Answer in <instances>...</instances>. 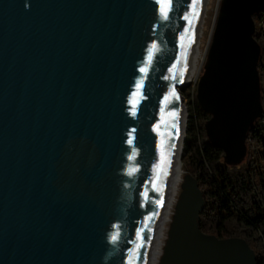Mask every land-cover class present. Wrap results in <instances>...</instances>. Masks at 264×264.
Here are the masks:
<instances>
[{"label":"water","instance_id":"95a60500","mask_svg":"<svg viewBox=\"0 0 264 264\" xmlns=\"http://www.w3.org/2000/svg\"><path fill=\"white\" fill-rule=\"evenodd\" d=\"M202 4L0 0V264H145ZM263 9L221 0L196 84L206 137L232 163L263 117ZM187 182L161 264H257L245 240L198 230L203 198Z\"/></svg>","mask_w":264,"mask_h":264},{"label":"trees","instance_id":"16d2710c","mask_svg":"<svg viewBox=\"0 0 264 264\" xmlns=\"http://www.w3.org/2000/svg\"><path fill=\"white\" fill-rule=\"evenodd\" d=\"M253 20V37L260 46L257 71L264 103V9L254 14ZM195 90L187 100L181 162L203 198L196 226L203 234L220 239L245 240L257 264H264V125L259 118L249 128L240 162L226 160L223 151L206 137L204 124L210 115L198 105Z\"/></svg>","mask_w":264,"mask_h":264},{"label":"bare ground","instance_id":"6f19581e","mask_svg":"<svg viewBox=\"0 0 264 264\" xmlns=\"http://www.w3.org/2000/svg\"><path fill=\"white\" fill-rule=\"evenodd\" d=\"M205 0H203V4L201 6L189 58L187 60L186 66L184 71L181 74L179 79V85L182 86L183 84L191 81L196 73H197V56H198V37L200 32V26L203 18V7H204ZM185 117L184 114L181 116L180 123H179V134H178V143L175 152V159L173 161V165L170 169V177L168 182L166 183L164 194L162 198V203L160 205V210L157 218L156 227L154 229L153 238L150 242L147 257L145 259V264H156L157 258L160 254V245H161V236H162V229L169 218L171 213L172 206L175 202L176 193L178 186L182 180L183 176V167L181 163V151H182V144L184 139V121Z\"/></svg>","mask_w":264,"mask_h":264},{"label":"rangeland","instance_id":"374dc122","mask_svg":"<svg viewBox=\"0 0 264 264\" xmlns=\"http://www.w3.org/2000/svg\"><path fill=\"white\" fill-rule=\"evenodd\" d=\"M220 3H221V0H205V3H204L203 18H202L201 26L199 27L200 32H199L198 43H197V46H198L197 73L191 81L183 84V86L180 89V94L182 96L183 104L185 105V108H186V113H187V108H188L187 100L190 98L192 92H194V90L196 89L197 81L203 71V67L206 61V54H207L208 46L210 43L213 26L216 20V16L218 14ZM261 104H262V110L264 114V103L262 102ZM181 155H182V151H181ZM182 167H183L184 173L182 176V180L177 189L176 198L172 206L171 213L169 215V218L166 220L163 226V229H162L161 245H160L161 251L157 258L156 264H161L164 259L165 253L167 251V248H168V245L171 239L172 229L175 224L176 218L178 216L182 196L185 194V192L187 191L189 187L187 180L191 178V176L186 170L185 165L182 164Z\"/></svg>","mask_w":264,"mask_h":264},{"label":"snow or ice","instance_id":"6c2138e0","mask_svg":"<svg viewBox=\"0 0 264 264\" xmlns=\"http://www.w3.org/2000/svg\"><path fill=\"white\" fill-rule=\"evenodd\" d=\"M168 2H170V0H161V3H162V4H165V3H168ZM197 2H198V0H193V13H195V4H196ZM161 11L164 12L165 16L167 15V9H166V8H162ZM186 19H188V18L186 17ZM189 23H191V20L189 21ZM155 48H156V45L153 44V45H152V49H155ZM149 58H150V57H149ZM141 71L144 72V71H146V69L141 68ZM173 95H174V93H173ZM133 114H135L134 111H133ZM172 115H175V114L173 113ZM129 143H131V140L129 141ZM161 164H163V157H162V160H161ZM132 171H134V169H130V173H131ZM112 239L115 240L116 237L113 236Z\"/></svg>","mask_w":264,"mask_h":264},{"label":"built area","instance_id":"2783aa9c","mask_svg":"<svg viewBox=\"0 0 264 264\" xmlns=\"http://www.w3.org/2000/svg\"><path fill=\"white\" fill-rule=\"evenodd\" d=\"M261 122L264 125V114H263V117L261 118Z\"/></svg>","mask_w":264,"mask_h":264},{"label":"clouds","instance_id":"9594fccd","mask_svg":"<svg viewBox=\"0 0 264 264\" xmlns=\"http://www.w3.org/2000/svg\"><path fill=\"white\" fill-rule=\"evenodd\" d=\"M26 7H27V5H26Z\"/></svg>","mask_w":264,"mask_h":264}]
</instances>
